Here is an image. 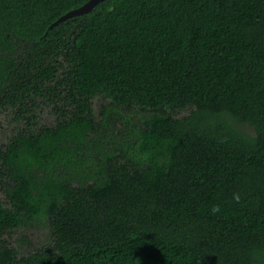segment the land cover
<instances>
[{"label":"trees","instance_id":"obj_1","mask_svg":"<svg viewBox=\"0 0 264 264\" xmlns=\"http://www.w3.org/2000/svg\"><path fill=\"white\" fill-rule=\"evenodd\" d=\"M89 1L0 0V114L53 94L62 117L0 151V264H264V0H106L50 29ZM42 220L53 244L18 258L3 238Z\"/></svg>","mask_w":264,"mask_h":264},{"label":"rangeland","instance_id":"obj_2","mask_svg":"<svg viewBox=\"0 0 264 264\" xmlns=\"http://www.w3.org/2000/svg\"><path fill=\"white\" fill-rule=\"evenodd\" d=\"M22 54L23 51L19 50L16 57L18 58V56ZM53 96V94L52 96H32V101L25 100L22 107L18 104L14 106L7 105L0 114V151H2L15 136L31 127V130L36 132L40 127L54 128L61 122L62 117L57 111L60 105L58 104L57 108H55ZM109 104L110 102L102 99H94L92 101L93 117L98 121L103 119V110L105 111ZM20 108H22V111H20ZM62 108L64 109L65 107L63 106ZM109 111V118L107 120L121 130H125V127L122 128L119 121H131L133 124L141 125L145 117V114L138 110L129 113L122 109L114 108ZM189 113V110H183L177 112L174 116L181 119L189 116ZM240 129L247 132L249 135H254L253 131L246 126H241ZM124 132L126 133V131ZM4 185H7V183L3 180L2 176H0V201L6 204ZM3 241L16 253L18 258L27 257L53 244L49 225L43 220L32 222L27 227L6 235Z\"/></svg>","mask_w":264,"mask_h":264},{"label":"water","instance_id":"obj_3","mask_svg":"<svg viewBox=\"0 0 264 264\" xmlns=\"http://www.w3.org/2000/svg\"><path fill=\"white\" fill-rule=\"evenodd\" d=\"M105 1L106 0H90L87 4H85L81 8L74 10V11H71V12L67 13L66 15H64L63 17H61L57 22H55L50 27V29L58 26L59 24L65 22L66 20H69V19H72L75 17L84 16V15L91 13L99 4H101Z\"/></svg>","mask_w":264,"mask_h":264}]
</instances>
